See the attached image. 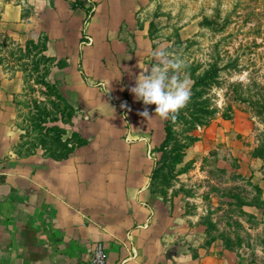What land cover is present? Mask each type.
Instances as JSON below:
<instances>
[{"label": "crops", "instance_id": "1", "mask_svg": "<svg viewBox=\"0 0 264 264\" xmlns=\"http://www.w3.org/2000/svg\"><path fill=\"white\" fill-rule=\"evenodd\" d=\"M78 1L0 0L1 40L9 36V45L23 50L28 43L43 44L41 54L55 61L66 57L62 67L56 66L64 72L66 97L74 100L76 113L72 122L60 119L64 152L32 144L20 108L27 94L26 69H12L4 55L0 264H91L94 240L104 241L109 264H240L239 253L218 245L220 237L204 242L205 228L186 211L181 191L166 201L155 189L159 156L152 149L166 136L167 118L131 92L143 72L142 49L139 38L128 51L119 37L123 21L136 34L144 31L131 26L138 0H93L88 19L90 3L73 6ZM85 34L91 42H84ZM124 99L129 101L126 113ZM145 110L150 119L140 115ZM259 184L263 200L242 206L255 208L258 224L264 225V184ZM257 251L252 264H264V239Z\"/></svg>", "mask_w": 264, "mask_h": 264}, {"label": "rangeland", "instance_id": "2", "mask_svg": "<svg viewBox=\"0 0 264 264\" xmlns=\"http://www.w3.org/2000/svg\"><path fill=\"white\" fill-rule=\"evenodd\" d=\"M87 2L90 17L95 3ZM135 5L139 14L131 26L144 31L136 34L123 21L119 37L128 51L139 38L140 63L149 68V74L157 63L152 56L157 49L184 61L178 75L187 78L189 89L193 83L190 70L196 75L215 60L221 66L220 83L210 90L220 111L207 126L190 132L182 120L174 121L169 146L152 149L159 156L153 169L155 189L166 201L181 191L188 202L186 211L195 214L198 225L205 228L204 242L220 237L218 245L239 253L240 264H252L257 261V247L263 248L264 225L258 224L257 210L242 203L263 200L259 183L264 184V156L257 152L264 154V115H257L248 102L233 99L231 83L239 84L245 96L250 88L258 97L256 91L264 86V0H138ZM83 36L85 43L91 42L90 35ZM107 38L117 42L115 36ZM0 51L12 69H26L27 94L20 108L27 139L64 152L60 119L72 122L76 114L74 100L66 97L64 72L59 68L67 62L66 57L55 61L32 44L28 50L4 45ZM200 64L202 70H197ZM124 102L121 108L126 113L129 101ZM231 103L232 117L225 120L222 111ZM190 134L199 137L191 144L196 143L197 149L185 146ZM207 134L210 141L197 145ZM71 137L79 139L74 133Z\"/></svg>", "mask_w": 264, "mask_h": 264}, {"label": "trees", "instance_id": "3", "mask_svg": "<svg viewBox=\"0 0 264 264\" xmlns=\"http://www.w3.org/2000/svg\"><path fill=\"white\" fill-rule=\"evenodd\" d=\"M83 1H78L76 3H73V6H76L79 4L84 5L82 3ZM89 8V7H88ZM87 8V16H89V9ZM88 18V17H87ZM11 38L9 36H5L2 39V42H0V47L4 45H9V42ZM31 44H27L26 50L30 47ZM32 45L37 46L38 50L41 53V47L43 44H35L32 43ZM19 50H22L21 47H18ZM1 52V51H0ZM44 55V54H43ZM4 56H0V61H4ZM202 64H200L197 68L199 70L201 68ZM202 70V68L200 69ZM220 71L221 66L217 60L212 62L208 68H205L203 71H200L195 75L193 73L194 71L190 70V76L193 79V83L190 88V100L187 103L185 107L179 110V112L176 114L175 120H173L171 117L167 118L165 121V131L166 136L162 143L156 148L157 150H163L164 148L169 146V141L172 138V133L174 132L173 126L174 121L182 120L184 124L187 125V131H192L193 129H196L197 127L207 126L212 118L215 116L217 112L220 111V107L217 105V103L212 102V96L210 94V90L213 88L214 85H217L220 83L219 77H220ZM43 83V81H42ZM233 85V99L236 101H246L249 103L250 107L253 109V111L259 115H264V86L261 87V89L257 92L259 96L253 95L251 93V89H247V96H245L243 93V89L241 86L236 85L235 83H231ZM209 94V95H208ZM232 103L228 104L227 107L224 108L222 111V116L224 118H231L232 117ZM189 141L185 144V146H190L196 139L199 137L196 134H190L188 137ZM69 149V148H68ZM257 156L263 157L264 154L261 151L257 152Z\"/></svg>", "mask_w": 264, "mask_h": 264}, {"label": "clouds", "instance_id": "4", "mask_svg": "<svg viewBox=\"0 0 264 264\" xmlns=\"http://www.w3.org/2000/svg\"><path fill=\"white\" fill-rule=\"evenodd\" d=\"M157 61L149 68H142L143 72L136 78V84L131 92L145 105H156L155 113L161 118L171 117L173 120L180 109L190 100V89L185 77L181 79L178 73L184 67V61L172 56L164 50L157 49L152 53ZM173 74L170 76L169 72ZM150 119L147 110L140 113Z\"/></svg>", "mask_w": 264, "mask_h": 264}, {"label": "built area", "instance_id": "5", "mask_svg": "<svg viewBox=\"0 0 264 264\" xmlns=\"http://www.w3.org/2000/svg\"><path fill=\"white\" fill-rule=\"evenodd\" d=\"M91 264H109L107 248L103 240H94L88 252Z\"/></svg>", "mask_w": 264, "mask_h": 264}]
</instances>
